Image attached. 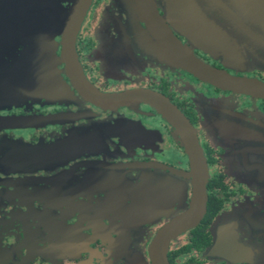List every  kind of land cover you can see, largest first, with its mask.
Segmentation results:
<instances>
[{
	"label": "flooded vegetation",
	"instance_id": "1",
	"mask_svg": "<svg viewBox=\"0 0 264 264\" xmlns=\"http://www.w3.org/2000/svg\"><path fill=\"white\" fill-rule=\"evenodd\" d=\"M78 1L0 4V264H264V98L186 61L264 85V0H191L230 64L177 30L186 0Z\"/></svg>",
	"mask_w": 264,
	"mask_h": 264
},
{
	"label": "water",
	"instance_id": "2",
	"mask_svg": "<svg viewBox=\"0 0 264 264\" xmlns=\"http://www.w3.org/2000/svg\"><path fill=\"white\" fill-rule=\"evenodd\" d=\"M9 4V0H0V4ZM90 0H80L76 2L73 10L66 16L64 19L66 20H82L83 16L89 7ZM177 5H183L187 8H176L175 14L177 15V30L180 31L181 34L187 36L193 42L197 43L200 48L203 50L210 52V54L220 52L223 55V63L230 64L231 62H235L237 59L233 52L232 44L230 42V38L227 34L221 30V28L217 27L214 23L210 22L205 16L201 15L199 10L194 6V2L191 0L180 1L176 3ZM249 36H253L251 32H247ZM71 35L68 34L65 36V51L64 54L66 59L68 60L71 67L74 66L73 60L70 58L71 55V47L72 40L70 41ZM257 43L264 47L262 42H259L255 39ZM189 58V57H188ZM186 61L199 73L212 78L215 82L222 83L223 85L230 86L232 88H236L238 90H244L248 92H254L259 96L264 98V85H261L256 82H244L242 80L234 79L232 77H228L219 73H216L208 66L204 65L200 61H198L193 55H191L190 59H186ZM151 98L160 101L158 97L155 95H151ZM170 116H175L174 111L167 112ZM187 147L194 159L195 162V174H196V185L195 192L193 198V211L188 221L196 222L199 220L202 212L205 209L206 202V193H205V177L203 176L202 164L200 163V156L197 144H194L190 141L187 142ZM157 264H167L165 255H157L156 256Z\"/></svg>",
	"mask_w": 264,
	"mask_h": 264
}]
</instances>
